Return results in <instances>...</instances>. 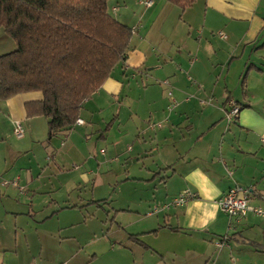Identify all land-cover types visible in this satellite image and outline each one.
I'll return each mask as SVG.
<instances>
[{
    "label": "crops",
    "instance_id": "obj_1",
    "mask_svg": "<svg viewBox=\"0 0 264 264\" xmlns=\"http://www.w3.org/2000/svg\"><path fill=\"white\" fill-rule=\"evenodd\" d=\"M107 10L133 34L82 103L83 124L49 137L48 120L25 112L40 92L0 100V264H264V0L184 10L108 0ZM0 42L15 49L2 32ZM107 173L100 197L77 190L94 194ZM61 176L76 188L71 202L55 198ZM234 185L263 212L229 218L218 200Z\"/></svg>",
    "mask_w": 264,
    "mask_h": 264
},
{
    "label": "trees",
    "instance_id": "obj_2",
    "mask_svg": "<svg viewBox=\"0 0 264 264\" xmlns=\"http://www.w3.org/2000/svg\"><path fill=\"white\" fill-rule=\"evenodd\" d=\"M107 1L0 0V29L15 43L0 55V100L40 92L24 107L27 117L48 120L49 137L73 127L82 103L125 59L133 30ZM166 1L184 10L196 0Z\"/></svg>",
    "mask_w": 264,
    "mask_h": 264
},
{
    "label": "built area",
    "instance_id": "obj_3",
    "mask_svg": "<svg viewBox=\"0 0 264 264\" xmlns=\"http://www.w3.org/2000/svg\"><path fill=\"white\" fill-rule=\"evenodd\" d=\"M148 4V3H147ZM219 35L221 37H225V35L220 32ZM164 84H167V81L165 80L163 82ZM171 95V92L168 93ZM175 101L172 99L170 105H174ZM239 107L231 103L227 112V117L234 120L239 113ZM77 124H83V120L80 118L76 119ZM13 132L15 136L22 137L24 134V129L20 121H15L13 125ZM102 152L104 150H101ZM4 184H7L6 181H4ZM190 196L189 192L187 190L180 193L177 197L173 199V202L177 205L184 204L188 197ZM218 205L220 209L229 216V218H234L235 220L241 219L245 217L248 213H256L260 214L263 211L251 204V193L248 189L243 188L238 185H234L230 187L224 194L221 196L218 200ZM227 240V236H222L220 239V244H223Z\"/></svg>",
    "mask_w": 264,
    "mask_h": 264
},
{
    "label": "rangeland",
    "instance_id": "obj_4",
    "mask_svg": "<svg viewBox=\"0 0 264 264\" xmlns=\"http://www.w3.org/2000/svg\"><path fill=\"white\" fill-rule=\"evenodd\" d=\"M0 32H2V34H4V36H5V38H7V40H9V42H10V44H11V46L13 45H15L14 44V42H13V40L10 38V37H8L5 33H3V31H1L0 30ZM3 40V39H2ZM0 44H1V42H0ZM151 47H157V46H159V48H163V47H165V46H167L166 44H164V43H162L161 41H156V42H153V43H150L149 44ZM13 48H11V50H12ZM11 50H6V49H3V50H1L0 49V53L1 54H3V53H7V52H9V51H11ZM13 135V136H12ZM11 137H12V139H11ZM11 137H10V140L12 141V142H14V141H21V140H23L21 137H17V136H15V134H14V132H13V130H12V133H11ZM76 145L78 146V148H82V144H79V143H76ZM39 155H37V157H38ZM77 156L78 155H72V157H73V161L74 160H76L77 159ZM21 163H25V160H22V161H20ZM46 169H48V170H46V172L45 173H43L42 174V176H40V184H41V186H49V179H50V175H49V173H48V171L50 172V170H49V168H46ZM109 174L110 173H107V175H104L103 176V179L99 182V183H97V185H96V188H95V191H94V194H93V192H92V190H91V188L88 190L86 187H83V186H81V187H79L77 190L78 191H83V194L85 195V196H87V198H92V197H94V198H96V197H100L103 193H104V182L105 181H107V179H108V176H109ZM60 179H59V182L62 184V186H60V184H59V188H58V190L56 191V193H55V198H57V200L59 201V203H63V201H65V203H67V201H69V202H71L72 200H74V194H75V192H76V188H74V186H73V181H69L67 178H66V176H61V177H59ZM52 181H53V178L51 179ZM12 184V183H11ZM44 184H46V185H44ZM43 187V188H44ZM79 189H81V190H79ZM23 193V192H22ZM44 193V192H43ZM52 193H50V191L49 192H47V193H45V194H42V196H44V195H46V196H48V195H51ZM42 196H40V197H42ZM42 200L40 199V200H38L37 202H36V204L37 205H41L42 204ZM21 204V203H20ZM92 211V210H91ZM222 238V237H221ZM220 238V239H221Z\"/></svg>",
    "mask_w": 264,
    "mask_h": 264
}]
</instances>
